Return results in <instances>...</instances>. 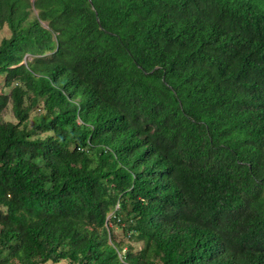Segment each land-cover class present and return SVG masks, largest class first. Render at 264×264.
Returning a JSON list of instances; mask_svg holds the SVG:
<instances>
[{"label":"trees","instance_id":"1","mask_svg":"<svg viewBox=\"0 0 264 264\" xmlns=\"http://www.w3.org/2000/svg\"><path fill=\"white\" fill-rule=\"evenodd\" d=\"M4 25L0 264H264V0H0Z\"/></svg>","mask_w":264,"mask_h":264},{"label":"rangeland","instance_id":"2","mask_svg":"<svg viewBox=\"0 0 264 264\" xmlns=\"http://www.w3.org/2000/svg\"><path fill=\"white\" fill-rule=\"evenodd\" d=\"M9 34V30L8 28L4 25L1 29H0V39L4 36H7ZM5 119L7 120H13V117H12V113L11 111L9 110V108L6 110L5 112ZM113 233L115 234L116 238L120 239L122 238V233H121V230L120 228H117L114 226V229H113ZM135 246V245H134ZM45 264H68V262L66 260H61L60 262L58 263H52V262H47Z\"/></svg>","mask_w":264,"mask_h":264}]
</instances>
